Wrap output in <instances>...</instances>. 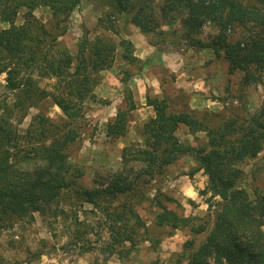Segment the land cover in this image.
Returning <instances> with one entry per match:
<instances>
[{
	"label": "trees",
	"instance_id": "trees-1",
	"mask_svg": "<svg viewBox=\"0 0 264 264\" xmlns=\"http://www.w3.org/2000/svg\"><path fill=\"white\" fill-rule=\"evenodd\" d=\"M98 1L108 11L95 29L116 33L111 17L124 16L155 54L142 61L130 40L115 42L102 34L90 38L87 30L74 52L59 46L83 0H0V75L5 76L0 231L29 223L34 214L78 226V212L89 205L105 221L108 241L102 251L108 257L126 261L142 248L155 252L163 237L180 230L191 238L165 264H264V188L247 184L244 170L264 149V101L253 113L244 106L241 112L194 111L182 92L176 97L146 94L145 105L153 115L136 126L140 141L122 148L116 168L85 183L84 167L70 158L86 128L84 102L95 98L99 73L112 67L119 49V59L137 74L120 71L123 105L104 125L105 137L113 141L127 136L136 109L129 83L158 58L160 46L210 51L228 75L242 73V84L264 85V0ZM38 8L47 10V22L34 15ZM205 24L212 31L202 36ZM43 81L48 85L41 87ZM48 102L62 117L54 120L39 110L20 132L29 110ZM181 127L194 136L193 142L177 137ZM183 157L195 164L190 176L197 171L206 176L201 194L208 195L210 204L203 217L179 214L172 208L177 201L159 185L169 166Z\"/></svg>",
	"mask_w": 264,
	"mask_h": 264
},
{
	"label": "rangeland",
	"instance_id": "rangeland-1",
	"mask_svg": "<svg viewBox=\"0 0 264 264\" xmlns=\"http://www.w3.org/2000/svg\"><path fill=\"white\" fill-rule=\"evenodd\" d=\"M161 0H157V4ZM108 9L98 0H83L69 18L66 33L58 39L59 46L74 52L75 43L83 30L92 38L102 34L118 42L121 38L128 39L134 47V55L145 61L155 54V48L148 44L147 39L138 29L124 22V16L112 19L114 32H103L95 29L97 19ZM34 15L42 22H47V10L38 8ZM21 22V14L16 23ZM1 27V26H0ZM202 36L211 32L209 24L203 27ZM158 58L144 67L140 74L129 83L136 101V109L132 112L128 126V134L123 139L109 140L104 135V125L112 119L119 107L123 105V85L119 82L120 71L132 68L123 63L116 51L114 63L108 70L101 71L100 84L94 88V99L84 102L86 128L81 139L70 152L71 161L82 165L85 169L84 182L94 176L108 173L119 165V154L129 143L140 141L135 134L136 126L142 124L153 115L152 109L145 105L146 94L159 97H176L180 92L186 97L184 103L194 111L213 110L225 111L242 108L249 113L256 111L264 101V85L242 84V73L228 75L225 65L213 59L210 51L196 52L181 46L174 51L168 45L160 46ZM213 59L212 62L208 61ZM4 75H0V97L4 93ZM49 82H40V86ZM182 106L181 103H179ZM41 110L51 119L62 117L61 111L49 102L41 108H31L18 130L23 132L32 116ZM238 112H241L238 110ZM228 114V113H227ZM182 141L193 142L194 136L181 127L176 132ZM196 137L203 139L202 133ZM195 168L189 157H183L169 166L165 176L159 181L163 191L169 192L177 201L174 208L184 216L203 217L208 212V195H202L206 176L202 171L189 175ZM247 184H258L264 188V149L255 160L249 161L244 167ZM251 170V171H250ZM252 174L256 179H251ZM251 185V186H252ZM89 205H84L78 212L81 225L74 226L70 220L62 218L42 217L34 214L29 223H17L11 229L0 231V264H165L169 255L181 252L184 242L191 238L188 231L175 230L170 236L163 237L159 249L147 252L142 248L132 254L128 260H119L116 256L108 257L102 248L108 241L104 229L105 221L98 213H92ZM144 217L146 215L141 213ZM147 224H149L147 222ZM144 248L147 243L142 244ZM82 248H87L84 250ZM38 254V257H33Z\"/></svg>",
	"mask_w": 264,
	"mask_h": 264
},
{
	"label": "crops",
	"instance_id": "crops-1",
	"mask_svg": "<svg viewBox=\"0 0 264 264\" xmlns=\"http://www.w3.org/2000/svg\"><path fill=\"white\" fill-rule=\"evenodd\" d=\"M139 58V57H138ZM140 60L142 59L141 57L139 58Z\"/></svg>",
	"mask_w": 264,
	"mask_h": 264
}]
</instances>
